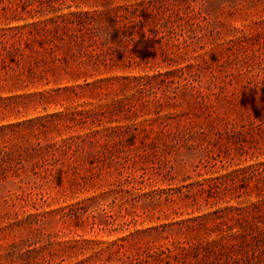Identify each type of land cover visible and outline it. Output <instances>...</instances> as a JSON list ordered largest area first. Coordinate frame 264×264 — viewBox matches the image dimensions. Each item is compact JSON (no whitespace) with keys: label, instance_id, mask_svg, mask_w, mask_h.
Here are the masks:
<instances>
[{"label":"rangeland","instance_id":"rangeland-1","mask_svg":"<svg viewBox=\"0 0 264 264\" xmlns=\"http://www.w3.org/2000/svg\"><path fill=\"white\" fill-rule=\"evenodd\" d=\"M0 264H264V0H0Z\"/></svg>","mask_w":264,"mask_h":264}]
</instances>
